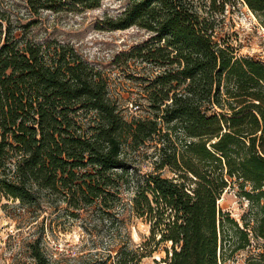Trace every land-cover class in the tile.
<instances>
[{
    "label": "trees",
    "instance_id": "16d2710c",
    "mask_svg": "<svg viewBox=\"0 0 264 264\" xmlns=\"http://www.w3.org/2000/svg\"><path fill=\"white\" fill-rule=\"evenodd\" d=\"M125 1L101 23L148 31L129 56L160 70L143 88L152 115L132 120L111 99L106 73L74 45L29 36L43 12L103 0L0 1V201L46 202L78 218L113 213L132 188V215L150 224L155 245L170 243L163 264H228L264 239V62L219 39V17L237 3L262 17L264 0ZM150 142L154 171L130 169L125 144L137 151ZM232 186L249 201L242 222L219 203ZM149 239L132 243L130 258L121 247L114 262L108 254L83 264H143L156 250ZM30 247L36 264H54L39 238ZM246 264H264V252Z\"/></svg>",
    "mask_w": 264,
    "mask_h": 264
},
{
    "label": "rangeland",
    "instance_id": "374dc122",
    "mask_svg": "<svg viewBox=\"0 0 264 264\" xmlns=\"http://www.w3.org/2000/svg\"><path fill=\"white\" fill-rule=\"evenodd\" d=\"M0 1L5 5V1L10 2ZM125 5V0H103L101 7L83 12H43L38 23L30 27L29 36L41 42L57 40L74 45L84 58L106 73L111 99L121 108L125 118L132 120L152 115L153 110L146 107L143 88L147 79L160 70L129 56L133 47L150 38L148 31L138 26L111 29L101 23L106 15H116ZM20 11L19 16L27 12L23 4ZM219 19V39H227L239 54L264 62V16L257 15L243 3H237L228 5ZM132 103H139L140 111H132ZM125 150L130 169L134 167L141 173L154 171L158 158L155 142L147 143L137 151L125 144ZM161 173L173 175L168 168ZM238 190V186L226 190L219 203L242 222L249 201L238 195ZM131 194L132 188L123 189L122 199L111 214L89 209L78 218L68 216L65 210H56L50 203L43 202L41 208L35 209L19 199L3 197L0 201V264H36L30 243L37 238L54 264H83L91 256L107 257L108 254L110 261L114 262L121 247L130 258L132 243L140 245L150 235V224L133 216L129 209L127 202ZM149 243L156 250L143 259V264H163L164 248L170 243L155 245L156 240L152 239ZM254 251L264 252V239H254L253 246L238 252L228 264H246Z\"/></svg>",
    "mask_w": 264,
    "mask_h": 264
},
{
    "label": "built area",
    "instance_id": "2783aa9c",
    "mask_svg": "<svg viewBox=\"0 0 264 264\" xmlns=\"http://www.w3.org/2000/svg\"><path fill=\"white\" fill-rule=\"evenodd\" d=\"M131 109H132V111H134V112H138V111H140V109H141V107H140V104H138V103H136V104H131Z\"/></svg>",
    "mask_w": 264,
    "mask_h": 264
}]
</instances>
